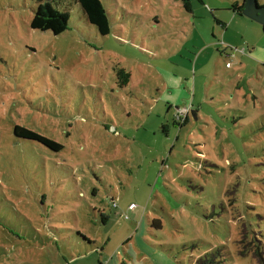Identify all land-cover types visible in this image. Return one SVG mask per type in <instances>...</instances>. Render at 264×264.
I'll use <instances>...</instances> for the list:
<instances>
[{"label": "rangeland", "instance_id": "obj_1", "mask_svg": "<svg viewBox=\"0 0 264 264\" xmlns=\"http://www.w3.org/2000/svg\"><path fill=\"white\" fill-rule=\"evenodd\" d=\"M100 1L107 36L0 0V264H264V28L232 30L245 0Z\"/></svg>", "mask_w": 264, "mask_h": 264}, {"label": "trees", "instance_id": "obj_2", "mask_svg": "<svg viewBox=\"0 0 264 264\" xmlns=\"http://www.w3.org/2000/svg\"><path fill=\"white\" fill-rule=\"evenodd\" d=\"M35 1L38 6L30 23V28L32 30L51 32L53 35H60L67 30L69 14L65 9L71 5L67 0ZM180 1L185 12L191 15L192 8L190 0ZM71 2L79 6L86 22L94 26L100 36H107L110 33L107 12L100 0H71ZM244 3L245 1L240 6L235 3L232 5L231 11H233L236 16H241ZM214 21L221 29L225 27V24L221 21L217 19H214ZM116 78L119 86H126L130 80V75L120 69L116 71ZM175 124L177 125V123ZM14 135L17 138L37 142L53 152H59L63 148L58 142L19 126L14 128ZM104 218L106 219V217ZM104 218L102 219L104 220Z\"/></svg>", "mask_w": 264, "mask_h": 264}, {"label": "crops", "instance_id": "obj_3", "mask_svg": "<svg viewBox=\"0 0 264 264\" xmlns=\"http://www.w3.org/2000/svg\"><path fill=\"white\" fill-rule=\"evenodd\" d=\"M236 4H238L239 6L241 5V4H239V3H236ZM229 11V10H228ZM230 20H229V22H230V25H232L233 27H232V30H235L236 29V31H238V33H240V35L241 36H243V29L240 27V26H242V27H246L247 25H246V23H243L242 21H237V20H246V17H243V16H236L235 15V13H233V11H231V9H230ZM192 14V13H191ZM219 20V19H218ZM220 21V20H219ZM222 22V21H221ZM234 22H239V23H234ZM222 23H224V22H222ZM225 24V23H224ZM227 25L225 24V27L222 29V31L225 33V31H228L229 30V28L227 29V27H226ZM222 40L225 42V43H230V40L229 39H227L226 38V34H224V35H222ZM225 46V45H224ZM246 49V52H244V53H242V55H244L245 57H248V60H249V62H252V57H253V59H255L256 60V62H257V64H259V65H262V66H264V60H260V59H258L257 57L255 58L254 56H255V54H252V53H254L255 51H253V50H251V49H249V47H246L245 48ZM231 52V50L229 49V50H227L226 49V46L225 47H223V50H222V53H223V55L224 56H226V57H230V55H229V53ZM227 63V62H226ZM239 64H241V66H242V63H239ZM249 67V66H248ZM248 67H245V70L248 68ZM227 69H231L232 68V66H230V67H226ZM238 69H241V67H239ZM256 77V76H255ZM257 78V77H256ZM130 205V204H129ZM128 205V206H129ZM128 210V209H127ZM132 211V210H131Z\"/></svg>", "mask_w": 264, "mask_h": 264}, {"label": "water", "instance_id": "obj_4", "mask_svg": "<svg viewBox=\"0 0 264 264\" xmlns=\"http://www.w3.org/2000/svg\"><path fill=\"white\" fill-rule=\"evenodd\" d=\"M241 16L246 17L264 28V6H259L257 0H245ZM194 116L195 113L192 112Z\"/></svg>", "mask_w": 264, "mask_h": 264}, {"label": "built area", "instance_id": "obj_5", "mask_svg": "<svg viewBox=\"0 0 264 264\" xmlns=\"http://www.w3.org/2000/svg\"><path fill=\"white\" fill-rule=\"evenodd\" d=\"M244 52H245V50L242 51V53H244ZM226 67H230V64L226 63ZM177 112L178 113L176 115L175 121L177 123L181 124L182 122L184 123L185 120L188 118V115L190 114V108L185 107V108H182L180 110H177ZM112 206L115 207V204L113 203ZM135 208H136V206L134 204H130L127 209H128V211H131V210H134ZM124 218L126 219L127 217L125 216Z\"/></svg>", "mask_w": 264, "mask_h": 264}, {"label": "flooded vegetation", "instance_id": "obj_6", "mask_svg": "<svg viewBox=\"0 0 264 264\" xmlns=\"http://www.w3.org/2000/svg\"><path fill=\"white\" fill-rule=\"evenodd\" d=\"M259 6H264V5L259 4Z\"/></svg>", "mask_w": 264, "mask_h": 264}]
</instances>
